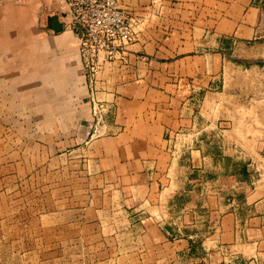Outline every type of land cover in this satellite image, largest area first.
Segmentation results:
<instances>
[{
    "label": "rangeland",
    "instance_id": "1",
    "mask_svg": "<svg viewBox=\"0 0 264 264\" xmlns=\"http://www.w3.org/2000/svg\"><path fill=\"white\" fill-rule=\"evenodd\" d=\"M112 2L122 53L95 52L86 67L62 0H0V264H233L259 238L244 225V199L264 198V0ZM50 15L72 36L70 69L58 59L65 44L45 29ZM35 31L38 55L26 47ZM137 75L159 94L106 99V77ZM141 132L169 141L176 157L202 150L171 202L134 163ZM195 205L240 213L237 244L219 243L216 255L193 246L190 255H210L204 263L169 244L183 219L167 209Z\"/></svg>",
    "mask_w": 264,
    "mask_h": 264
},
{
    "label": "crops",
    "instance_id": "2",
    "mask_svg": "<svg viewBox=\"0 0 264 264\" xmlns=\"http://www.w3.org/2000/svg\"><path fill=\"white\" fill-rule=\"evenodd\" d=\"M247 4H250L253 1L258 0H244ZM261 1V0H259ZM32 41L35 42V46L29 45L26 46L29 52L39 54V32H33ZM70 33H72L70 31ZM72 36L65 33L63 28L62 32L55 34L53 40L57 43H63L65 45H60L58 47L59 52L62 54L59 56V60L66 63L68 69L74 66L76 61V52L72 41ZM35 58V57H34ZM133 64L139 67V62H133ZM152 65L149 63V66ZM129 69V68H128ZM123 71V70H122ZM124 72V71H123ZM129 72V71H126ZM138 72V71H137ZM107 93L104 95L107 100L111 101H120V102H130V101H142L145 99V96L153 95L156 96L157 92L153 89V86L150 88L149 78L142 79L139 75L134 76L132 82H124L123 80L118 83H109L108 77H106ZM169 80V79H168ZM155 110V108H153ZM154 112V111H153ZM156 113V112H155ZM154 115H159L158 113ZM163 115L165 118L175 117L177 113H174L170 110H164ZM177 117V116H176ZM170 122V121H169ZM162 126V132L167 133L170 130V137L173 136V132L176 131L172 126L166 128ZM138 144L137 151L134 156V163L139 168V174H150L149 176L153 179L154 182H160L161 188L158 192L159 197L166 198L167 202H171L176 196L182 195L187 190V182L190 179L188 176L192 173L199 172L198 169H201L202 162L205 161L202 150L199 147H194L195 150H191L182 154L181 157L173 156L168 150L169 141L166 142L160 138L153 139L150 136L149 132H141L137 136L135 141ZM198 148V149H197ZM183 175L186 176L184 178ZM158 186V185H157ZM189 194L191 192H188ZM251 194L246 196L245 204L243 205L244 211L246 213V219L244 225L249 229L248 232L252 235L256 233L259 234V238H254L250 243L241 248V254H233L229 260L233 264H264V198L258 200H252ZM258 205L262 208V213L255 214L257 211ZM242 206V205H241ZM154 209V210H153ZM152 210L156 214L162 213L163 207H154ZM179 213L181 216L178 223H174L176 228H173L174 231L180 232L176 240L169 243L171 246H175L178 249L187 251V256H190L195 262H206V257H209L207 252L215 250L213 255H216L217 250H219L220 244H237L238 243V234L240 227L237 225V219L240 213H236L233 210V213L227 215H220L221 210L217 206H210L205 210L204 206L195 205L191 206L190 209L186 207L174 208L169 207L167 210L174 213ZM242 210V207H240ZM211 218L210 222L204 221L205 218ZM205 222V223H203ZM155 224V222H153ZM171 224H168L170 226ZM172 229V228H171ZM196 229L198 231L206 232L203 236L189 234V230ZM226 236L228 240L222 241ZM196 239V240H195ZM198 239V240H197ZM200 245L203 253L200 257L198 255H190L193 249V246ZM190 252V254H189ZM183 252L182 256L186 255ZM175 256V255H174ZM171 257V256H170Z\"/></svg>",
    "mask_w": 264,
    "mask_h": 264
},
{
    "label": "built area",
    "instance_id": "3",
    "mask_svg": "<svg viewBox=\"0 0 264 264\" xmlns=\"http://www.w3.org/2000/svg\"><path fill=\"white\" fill-rule=\"evenodd\" d=\"M68 29L80 41L85 66H91L95 52L111 60L122 53L119 25L122 14L112 0H62ZM92 71V68L89 69Z\"/></svg>",
    "mask_w": 264,
    "mask_h": 264
},
{
    "label": "water",
    "instance_id": "4",
    "mask_svg": "<svg viewBox=\"0 0 264 264\" xmlns=\"http://www.w3.org/2000/svg\"><path fill=\"white\" fill-rule=\"evenodd\" d=\"M62 18H65V15H62ZM45 29L53 34L62 32L63 26L59 21V16L50 15L45 17Z\"/></svg>",
    "mask_w": 264,
    "mask_h": 264
}]
</instances>
